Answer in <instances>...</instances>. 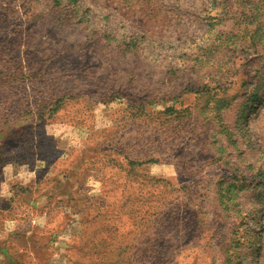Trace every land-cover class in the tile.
<instances>
[{
	"label": "rangeland",
	"instance_id": "1",
	"mask_svg": "<svg viewBox=\"0 0 264 264\" xmlns=\"http://www.w3.org/2000/svg\"><path fill=\"white\" fill-rule=\"evenodd\" d=\"M0 264H264V0H0Z\"/></svg>",
	"mask_w": 264,
	"mask_h": 264
}]
</instances>
